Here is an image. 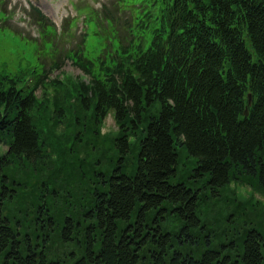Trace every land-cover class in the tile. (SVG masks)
Wrapping results in <instances>:
<instances>
[{
	"label": "trees",
	"instance_id": "obj_1",
	"mask_svg": "<svg viewBox=\"0 0 264 264\" xmlns=\"http://www.w3.org/2000/svg\"><path fill=\"white\" fill-rule=\"evenodd\" d=\"M36 16L42 33L52 28ZM159 19L146 49L139 45L110 67L98 55L96 71L81 32L75 47L59 54L88 81L64 74L49 81L45 65L0 75L5 264H65L47 261L44 249L78 236L84 254L72 264H139L143 245L156 241L142 226L145 215L164 203H174L187 220L185 235L199 238L195 250H173L168 264H264V239L256 228L232 241L226 235L218 251L211 240L202 242L206 235H192L199 194L169 181L182 158L194 157L188 178H201L198 187L210 184L215 197L208 210L218 204L227 209L217 211L218 225L235 210H247L257 191L264 194V0H170ZM52 63L57 69V58ZM108 115L117 137L112 129L102 131ZM126 164L132 174L123 171ZM238 186H249L245 199ZM158 235L154 264H167L165 242L172 236ZM226 245L238 247L234 256L218 247Z\"/></svg>",
	"mask_w": 264,
	"mask_h": 264
},
{
	"label": "rangeland",
	"instance_id": "obj_2",
	"mask_svg": "<svg viewBox=\"0 0 264 264\" xmlns=\"http://www.w3.org/2000/svg\"><path fill=\"white\" fill-rule=\"evenodd\" d=\"M170 0H0V75L14 73V70L23 67L29 69L42 70L43 65L48 70L49 81H56L64 74L74 80L82 79L88 81V75H84L79 67L70 60L64 58L59 52L67 48L75 47L80 39V30L85 33L84 53L86 57L96 59L98 55L104 59L106 66H112L114 62L123 63L129 52L135 53L148 47L153 35V30L159 25L160 8L164 7ZM71 6V7H70ZM173 7V6H172ZM31 8H35L44 19L43 23L50 22L56 30L55 35L51 32H41L39 27L32 20ZM3 10V11H1ZM107 13L104 14L103 13ZM162 19H163V14ZM73 27H70L69 35L61 34V25L66 20L71 19ZM35 19H37L35 17ZM162 19L160 25L162 24ZM76 27V28H75ZM72 36V39H67ZM129 46V47H128ZM126 49H129L126 53ZM88 55V56H87ZM60 56V57H59ZM57 58V69H51L52 62ZM59 58V59H58ZM96 71L99 60H94ZM8 80L7 77L3 79ZM47 80V81H48ZM38 95L40 90L35 91ZM156 113L155 111H150ZM111 137L119 135V129L112 116L104 119L102 131L111 130ZM134 138V137H132ZM191 155L182 158L176 165L175 174L169 178L170 183L183 182L186 186L196 189L199 194L196 215L199 219L195 225H190L192 235H206L202 242L211 240L213 250H217V244L234 240L244 230L250 227L256 228L264 239V202L261 190L247 199V210H235L228 222L222 221L217 224V211H227L224 204H218L212 210H208V203L214 197L211 193L210 184L198 187L197 180L190 177L193 173V162ZM123 171L127 174L134 172V167L126 164ZM191 171V172H190ZM193 180V181H191ZM249 187V186H248ZM247 186H238L241 199H245L251 192ZM256 197V198H255ZM260 199L256 205V199ZM263 202V203H262ZM174 203H164L158 209L152 208L147 211L145 221L142 226L146 232L151 233V238L155 236L156 241L145 243L140 251L139 264H154L153 255L161 247L158 233L170 234L171 239L165 242L168 254L166 262L173 250L186 254L190 250H195L199 238L187 237L184 233L185 220L177 210ZM219 208V209H218ZM218 209V210H217ZM137 218V210L131 214L130 223L134 224ZM127 221L119 222L121 230L126 226ZM150 227L148 229L147 227ZM128 227V226H127ZM154 229V228H157ZM153 233V234H152ZM176 234H178L176 236ZM168 236V237H170ZM158 239V240H157ZM84 238L78 236L70 241H54L44 249L47 261L60 259L62 263L72 264V262L84 254ZM224 252H230L234 256L238 249L230 245L218 246ZM43 250V249H42ZM218 251V250H217ZM155 253V254H154ZM194 257L197 255L194 253ZM0 264H5L4 256L0 255Z\"/></svg>",
	"mask_w": 264,
	"mask_h": 264
},
{
	"label": "water",
	"instance_id": "obj_3",
	"mask_svg": "<svg viewBox=\"0 0 264 264\" xmlns=\"http://www.w3.org/2000/svg\"><path fill=\"white\" fill-rule=\"evenodd\" d=\"M248 103H250V100H251V97H250V94L248 93ZM248 114V110L247 108L244 109V115H247Z\"/></svg>",
	"mask_w": 264,
	"mask_h": 264
},
{
	"label": "flooded vegetation",
	"instance_id": "obj_4",
	"mask_svg": "<svg viewBox=\"0 0 264 264\" xmlns=\"http://www.w3.org/2000/svg\"><path fill=\"white\" fill-rule=\"evenodd\" d=\"M262 247V246H261ZM262 250V252H264V250L263 249H261Z\"/></svg>",
	"mask_w": 264,
	"mask_h": 264
}]
</instances>
